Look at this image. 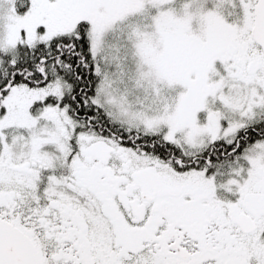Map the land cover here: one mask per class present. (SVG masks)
I'll return each mask as SVG.
<instances>
[{"label":"snow or ice","instance_id":"6c2138e0","mask_svg":"<svg viewBox=\"0 0 264 264\" xmlns=\"http://www.w3.org/2000/svg\"><path fill=\"white\" fill-rule=\"evenodd\" d=\"M0 264H264V0H0Z\"/></svg>","mask_w":264,"mask_h":264}]
</instances>
